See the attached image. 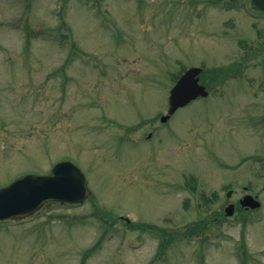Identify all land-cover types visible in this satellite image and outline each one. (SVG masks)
I'll use <instances>...</instances> for the list:
<instances>
[{
	"label": "rangeland",
	"instance_id": "rangeland-1",
	"mask_svg": "<svg viewBox=\"0 0 264 264\" xmlns=\"http://www.w3.org/2000/svg\"><path fill=\"white\" fill-rule=\"evenodd\" d=\"M245 2L0 0V187L67 159L91 192L0 222V264H264V17ZM226 66L159 122L175 75Z\"/></svg>",
	"mask_w": 264,
	"mask_h": 264
},
{
	"label": "water",
	"instance_id": "water-1",
	"mask_svg": "<svg viewBox=\"0 0 264 264\" xmlns=\"http://www.w3.org/2000/svg\"><path fill=\"white\" fill-rule=\"evenodd\" d=\"M252 5L264 12V0H251ZM201 69L193 67L185 71L169 91L168 114L165 121L178 108L186 106L198 97H206L207 91L198 83ZM230 193H228L229 195ZM90 191L80 169L71 161L55 163L47 175L27 174L0 188V221L26 217L48 201L63 204H80ZM241 207L256 209L260 203L251 196L240 200ZM233 205L225 208V216L233 213Z\"/></svg>",
	"mask_w": 264,
	"mask_h": 264
},
{
	"label": "trees",
	"instance_id": "trees-1",
	"mask_svg": "<svg viewBox=\"0 0 264 264\" xmlns=\"http://www.w3.org/2000/svg\"><path fill=\"white\" fill-rule=\"evenodd\" d=\"M232 66V65H231ZM234 74L233 73V70H232V67L230 68L229 66H226L224 68H216V69H211V70H205L202 72L201 74V78L203 80V85L207 86V83H206V78L209 80H213L214 82H218V83H223L227 78V76H230V74ZM236 75V74H234ZM204 201H206V199H204ZM217 218H221V215H217ZM193 226V225H192ZM149 226H145L143 227L142 229L143 230H146ZM149 228H152V229H155V230H158L157 228L155 227H149ZM190 229H192L191 225L189 226V229H185L183 230V232H174L172 234H168V236L162 234L161 237H165V238H161L162 240H160V246H159V249H158V254L161 255L164 253L165 249H167L171 244H173L175 241L179 240V239H176L177 236H179L180 234H182V238L185 239V238H188L189 237V233H190ZM160 236V235H159ZM243 255L242 257V260H244L246 257H245V253L243 254V252L241 253Z\"/></svg>",
	"mask_w": 264,
	"mask_h": 264
},
{
	"label": "flooded vegetation",
	"instance_id": "flooded-vegetation-1",
	"mask_svg": "<svg viewBox=\"0 0 264 264\" xmlns=\"http://www.w3.org/2000/svg\"><path fill=\"white\" fill-rule=\"evenodd\" d=\"M238 202H239V200H238ZM238 202H237V203H238Z\"/></svg>",
	"mask_w": 264,
	"mask_h": 264
}]
</instances>
